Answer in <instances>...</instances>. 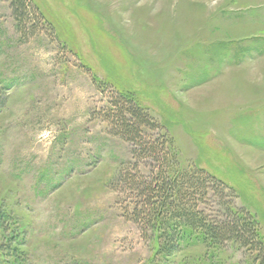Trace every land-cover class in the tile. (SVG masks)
<instances>
[{
	"label": "rangeland",
	"instance_id": "1",
	"mask_svg": "<svg viewBox=\"0 0 264 264\" xmlns=\"http://www.w3.org/2000/svg\"><path fill=\"white\" fill-rule=\"evenodd\" d=\"M34 1L54 33L22 36L0 0V208L22 227L28 264H257L234 243L155 253L129 194L109 185L134 159L102 118L113 89L91 74L133 92L179 166L231 187L264 241V0ZM198 206L218 213L211 191Z\"/></svg>",
	"mask_w": 264,
	"mask_h": 264
},
{
	"label": "trees",
	"instance_id": "2",
	"mask_svg": "<svg viewBox=\"0 0 264 264\" xmlns=\"http://www.w3.org/2000/svg\"><path fill=\"white\" fill-rule=\"evenodd\" d=\"M8 2L15 28L22 36L34 33L42 25L50 26L54 33L34 0ZM84 68L90 70L88 66ZM91 77L101 91L108 86L113 89L102 118L111 135L130 144L134 159L132 165L119 167L109 185L129 194V217L144 236L151 232L155 253L174 256L181 243L191 240L208 247L234 243L253 253V263L264 264V241L258 223L247 210L233 207V189L198 165L179 166L172 138L135 94L100 81L93 73ZM4 93L0 88V108L5 104ZM140 161L150 165L148 175L137 168ZM210 191L218 207L213 216L198 206ZM24 240L22 227L9 210L0 208V264H28L27 254L21 249Z\"/></svg>",
	"mask_w": 264,
	"mask_h": 264
}]
</instances>
